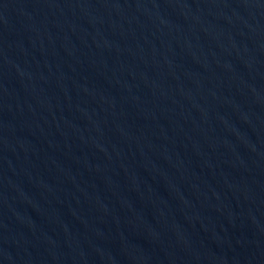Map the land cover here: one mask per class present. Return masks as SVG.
<instances>
[{"label": "water", "instance_id": "95a60500", "mask_svg": "<svg viewBox=\"0 0 264 264\" xmlns=\"http://www.w3.org/2000/svg\"><path fill=\"white\" fill-rule=\"evenodd\" d=\"M0 264H264V0H0Z\"/></svg>", "mask_w": 264, "mask_h": 264}]
</instances>
